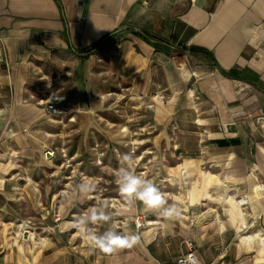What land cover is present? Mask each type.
<instances>
[{
  "label": "crops",
  "instance_id": "obj_1",
  "mask_svg": "<svg viewBox=\"0 0 264 264\" xmlns=\"http://www.w3.org/2000/svg\"><path fill=\"white\" fill-rule=\"evenodd\" d=\"M113 43L131 81L110 98L152 101L153 141L179 150L175 232L148 220L121 233L139 243L104 254L80 231L74 253L31 230L8 236L12 222L0 221V264H176L185 238L201 264H264V0H0V209L37 211L51 192L38 175L56 121L45 102L72 118L95 113V97L85 107L81 92L64 105L45 65L69 54L86 70ZM127 206L121 213L135 210ZM192 209L205 211L195 225Z\"/></svg>",
  "mask_w": 264,
  "mask_h": 264
},
{
  "label": "rangeland",
  "instance_id": "obj_2",
  "mask_svg": "<svg viewBox=\"0 0 264 264\" xmlns=\"http://www.w3.org/2000/svg\"><path fill=\"white\" fill-rule=\"evenodd\" d=\"M114 44L100 53L96 62L91 63L86 70L83 64L69 54H62L59 60L49 61L45 65L44 73L52 83L51 89L57 96H64V105L72 106L77 93L81 92L85 107L89 106V96L95 97L92 104L95 113L90 116L82 114L77 118L65 115L54 121L49 129L53 134L49 139L51 144L40 151L43 166L38 171L43 179L41 184L51 185V192L41 198L43 208L41 205L37 211L26 209L21 213H10L0 209V221L12 222L10 229L4 230L8 236L20 238L17 232L20 228H25L36 232L38 239L47 237L46 241L52 249L64 247L65 250L76 253L80 230L71 225L68 231L60 233L61 222L74 224L78 216L89 213L94 207L101 208L105 205L112 219L108 223L90 225L97 234L108 230L125 232L132 225L136 227L138 218L140 222L159 220L160 223L155 224L162 227L158 230L159 233H163L164 225L167 233L175 232L176 217L165 218L161 215L162 210L149 209L135 199L126 200L117 187L116 172L125 166L121 156L124 153H134L131 167L135 174L141 179L154 182L167 201L165 207L172 205V195L176 189L173 187V168L178 164L173 153L179 150H174L173 140H168L166 145L163 144L164 140L153 141L156 132L149 127L152 122V101L136 97L137 99L128 102H115L110 98L113 92L129 87L131 81L126 77L124 65L119 63L118 58L114 60L110 56V48ZM133 73V82L139 81L140 71L134 69V72L127 75ZM64 82H67L66 86L62 85ZM135 95L143 96L137 93ZM35 140L44 142L41 135L36 136ZM51 151L54 152L53 155L47 154ZM183 154L193 156L195 153L184 149ZM208 169L207 165L205 170ZM49 179H52L50 183ZM81 182L95 185L94 190L87 194L80 193L76 185ZM183 190L181 187V192ZM127 205L135 210L130 214L121 213L128 211L122 208H128ZM143 207L147 210L141 212ZM203 212L205 211L192 209L187 213L188 224L190 217H195L192 225L197 224L203 219Z\"/></svg>",
  "mask_w": 264,
  "mask_h": 264
},
{
  "label": "clouds",
  "instance_id": "obj_3",
  "mask_svg": "<svg viewBox=\"0 0 264 264\" xmlns=\"http://www.w3.org/2000/svg\"><path fill=\"white\" fill-rule=\"evenodd\" d=\"M121 160L125 166L120 167L116 172V183L119 192L126 200H138L149 209L162 210L161 215L165 218H173L179 215L177 207L168 205L157 185L149 179H141L135 174L131 164L134 160V153H124ZM77 190L82 194H87L94 190L95 185L81 182L76 185ZM112 219L106 211V205L101 208H92L85 215L78 216L73 227L82 231L90 244L104 254H111L117 250L131 248L140 241L139 234L132 232L121 234L108 230L102 234H97L90 225L97 223H108ZM139 226V225H137ZM179 264H201L199 257L189 254L183 257Z\"/></svg>",
  "mask_w": 264,
  "mask_h": 264
},
{
  "label": "built area",
  "instance_id": "obj_4",
  "mask_svg": "<svg viewBox=\"0 0 264 264\" xmlns=\"http://www.w3.org/2000/svg\"><path fill=\"white\" fill-rule=\"evenodd\" d=\"M45 108H46V112H47L48 116H51V117L56 118V119L63 116L62 110L59 109L53 101H46L45 102ZM174 147H175V149H177V146H174ZM49 153H51V154H49ZM47 154L53 155L54 152L53 151L47 152ZM194 218L195 217H190V224L194 223V221H195ZM136 222H137L136 227H138V228H139V226H137V225H141V226L143 225V222H140L139 218ZM183 245L185 247V252L181 253L179 256L176 257V259H175L176 264H179L180 260L183 257L188 256L189 254L195 255V253H194L195 245H194V241L192 239H190V238L183 239Z\"/></svg>",
  "mask_w": 264,
  "mask_h": 264
},
{
  "label": "bare ground",
  "instance_id": "obj_5",
  "mask_svg": "<svg viewBox=\"0 0 264 264\" xmlns=\"http://www.w3.org/2000/svg\"><path fill=\"white\" fill-rule=\"evenodd\" d=\"M52 118V117H51ZM55 119V118H54ZM124 129V128H123ZM49 154H51V153H49ZM46 158H48V157H46ZM148 223V220H146L145 222H143V225L141 226V225H139V227L141 226V227H144V226H146V224ZM19 235H20V237L21 238H27L28 236H29V230H26L25 228H21L20 230H19Z\"/></svg>",
  "mask_w": 264,
  "mask_h": 264
},
{
  "label": "trees",
  "instance_id": "obj_6",
  "mask_svg": "<svg viewBox=\"0 0 264 264\" xmlns=\"http://www.w3.org/2000/svg\"><path fill=\"white\" fill-rule=\"evenodd\" d=\"M95 51H96L95 49L91 48V49L86 53V55H82V56H83V57H86L87 55H89V54H91V53H93V52H95ZM222 144L224 145L225 143L222 142Z\"/></svg>",
  "mask_w": 264,
  "mask_h": 264
}]
</instances>
